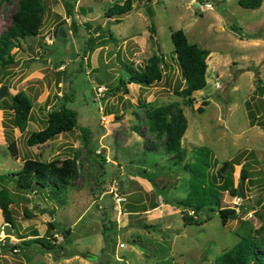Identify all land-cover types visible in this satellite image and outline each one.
<instances>
[{
  "label": "rangeland",
  "instance_id": "rangeland-1",
  "mask_svg": "<svg viewBox=\"0 0 264 264\" xmlns=\"http://www.w3.org/2000/svg\"><path fill=\"white\" fill-rule=\"evenodd\" d=\"M19 1L0 0V35L10 28ZM126 1L43 0L40 35L18 41L14 65L0 70V89L9 93L3 102L11 104L19 93L33 102L24 130L0 105V176L21 171L27 160L73 159L79 166L65 205L47 191L16 189L13 177L0 181V190H10L15 202L14 225L0 208V264H216L249 231L264 241V2L258 10H246L240 0H132L129 14L106 18L108 9ZM71 4L74 16L68 12ZM233 26L261 39L242 40ZM100 27L105 34L96 31ZM179 30L210 52L207 86L193 104L182 95L187 84L172 41ZM90 38L95 41L86 53ZM155 55L165 61L163 81L150 87L129 84L126 66L142 70ZM122 79L125 88L114 93ZM66 96H73L67 106L78 112V128L45 146L29 147L30 136L46 128L49 114ZM174 102L188 120L182 164L164 149L165 135L150 130L142 105ZM80 128L92 133L89 151ZM12 143L16 156L9 150ZM203 148L211 151L212 174L245 153L242 162L254 181L245 195L258 214L244 213L236 206L239 196L225 192L222 204L237 211L235 219L224 225L218 209L205 210L195 217L199 225H186L183 212L165 203L187 197L191 174L183 166L193 164ZM242 167L235 166L233 174L239 188ZM145 170L157 188L142 178ZM114 183L125 199L121 204L108 193ZM42 239L62 249L48 252L37 243Z\"/></svg>",
  "mask_w": 264,
  "mask_h": 264
},
{
  "label": "trees",
  "instance_id": "trees-1",
  "mask_svg": "<svg viewBox=\"0 0 264 264\" xmlns=\"http://www.w3.org/2000/svg\"><path fill=\"white\" fill-rule=\"evenodd\" d=\"M151 1V0H148ZM264 0H240L239 6L246 10H258L262 7ZM1 7V6H0ZM74 4L69 7V14L74 16ZM133 10L132 0H127L123 5L116 4L105 13L106 18L112 19L129 14ZM45 6L43 0H20L17 11L13 14L10 28L0 35V70H4L14 65L15 58L12 51L17 47L20 40L40 35L43 26V16ZM120 21H116L119 23ZM76 25V20L73 21ZM233 32L239 34L241 39H261L259 36H247L242 33V29L233 26ZM105 34L104 29L97 28ZM100 33V35H101ZM95 38H90L86 53L91 49ZM172 41L175 47V55L181 67L182 75L186 81V88L183 96L193 104L196 93L202 91L207 86L208 59L210 52L200 49L198 46L189 42L184 31L179 30L172 34ZM165 61L162 55L153 56L142 70L126 66L128 75L126 76L129 84H135L140 87H150L155 83L162 82L165 76ZM124 80L120 81L118 87L113 90L114 93L125 88ZM127 91V90H125ZM11 104L3 102L13 112V124L15 127L24 130L29 122L33 109L32 100L24 93H19L10 98ZM73 102V96H66L62 104L53 108L48 116L47 126L44 130L34 133L27 141L29 147L45 146L56 137L67 134L78 128L79 114L77 111L69 109L67 104ZM147 108L150 130L158 135L164 134V149L168 154L174 155L173 159L177 163H184L186 160V151L183 150L182 140L188 130V120L184 114L183 108L178 102L167 106L155 107L142 104ZM202 112V109H200ZM83 137V146L90 150L92 133L88 129L80 128ZM13 155L18 152L15 143L9 148ZM198 154V156H197ZM196 154L193 164H184L183 169L191 174L189 183V194L182 200L176 202L165 201L168 205H173L183 212V220L186 225H199L195 217L203 211L209 210L215 212L219 210L223 224L226 225L231 219L237 217V211L233 208L223 206L224 193L228 192L231 198L241 196L240 190L247 194L246 185L254 186V181L248 179L246 165L243 164V156L236 157L232 161L225 162L215 174L211 173L213 167L212 154L209 149L203 148ZM105 162V160H104ZM242 167L240 188L234 185V168ZM77 161L73 159L39 161L27 160L23 169L17 173H10L6 176H0V181L5 178L13 177L16 180V189L38 195L40 190L47 191V196L58 204L65 205V195L70 185L77 179L79 174ZM142 178L149 180L157 188L154 179L150 177L148 170L142 173ZM13 181V179H9ZM10 190L4 188L0 190V208L6 222L14 225L11 206L14 205ZM248 197V196H247ZM249 200V199H248ZM251 203V202H250ZM263 200H258V206ZM254 206V205H253ZM257 206V207H258ZM158 206L152 207L156 209ZM242 206H240V209ZM193 210L194 216H190L187 211ZM258 214L257 209H253ZM104 229V235L106 232ZM65 241L69 239L70 231L64 233ZM40 246L48 252L58 253L62 246H55L49 240L42 239ZM263 253V254H262ZM74 254H69L70 257ZM87 259L94 260L95 256L86 254ZM216 264H264V241H258L249 231L242 240L230 251L220 256Z\"/></svg>",
  "mask_w": 264,
  "mask_h": 264
},
{
  "label": "water",
  "instance_id": "water-1",
  "mask_svg": "<svg viewBox=\"0 0 264 264\" xmlns=\"http://www.w3.org/2000/svg\"><path fill=\"white\" fill-rule=\"evenodd\" d=\"M196 6H199V4H197ZM220 30H221V29H220ZM7 96H9V93L7 92V88L4 86V87H2V88L0 89V105H2V103H3V99H4L5 97H7ZM240 192H241V197H242L243 200H244V205H243V207H242V211H243L244 213H249L250 211L253 210L254 206H253V204H251L250 201L247 199L245 193H244L242 190H240ZM5 232H6L7 235H11V232H10V230H9V226H8V225L6 226Z\"/></svg>",
  "mask_w": 264,
  "mask_h": 264
},
{
  "label": "built area",
  "instance_id": "built-area-1",
  "mask_svg": "<svg viewBox=\"0 0 264 264\" xmlns=\"http://www.w3.org/2000/svg\"><path fill=\"white\" fill-rule=\"evenodd\" d=\"M108 193H110V195H113V197H114L115 201L117 202V204H119V203L121 204L122 202L125 201L124 197L122 196V192L120 190V186L117 183L112 184V188L108 191ZM237 201L239 202V204H236V206L240 209V206H243L244 202H241L240 196L237 198ZM189 215L190 216H194V211H189ZM125 247H126V245L123 244L121 246V249H124Z\"/></svg>",
  "mask_w": 264,
  "mask_h": 264
},
{
  "label": "clouds",
  "instance_id": "clouds-1",
  "mask_svg": "<svg viewBox=\"0 0 264 264\" xmlns=\"http://www.w3.org/2000/svg\"><path fill=\"white\" fill-rule=\"evenodd\" d=\"M242 209V208H241Z\"/></svg>",
  "mask_w": 264,
  "mask_h": 264
},
{
  "label": "crops",
  "instance_id": "crops-1",
  "mask_svg": "<svg viewBox=\"0 0 264 264\" xmlns=\"http://www.w3.org/2000/svg\"><path fill=\"white\" fill-rule=\"evenodd\" d=\"M126 248V247H125Z\"/></svg>",
  "mask_w": 264,
  "mask_h": 264
}]
</instances>
